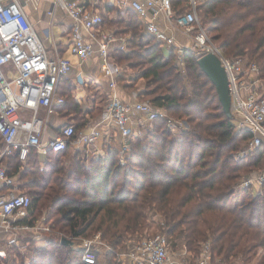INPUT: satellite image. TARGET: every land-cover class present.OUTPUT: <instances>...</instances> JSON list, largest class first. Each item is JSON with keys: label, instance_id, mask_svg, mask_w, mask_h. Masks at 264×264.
Segmentation results:
<instances>
[{"label": "trees", "instance_id": "obj_1", "mask_svg": "<svg viewBox=\"0 0 264 264\" xmlns=\"http://www.w3.org/2000/svg\"><path fill=\"white\" fill-rule=\"evenodd\" d=\"M188 1L173 0L176 18ZM116 16L124 31L114 35L126 37V49L118 47L112 53L122 68L119 84L123 68L135 70L126 89L146 80L154 88L140 91L139 98H150L167 119L158 115L152 121L147 143L131 139L124 165L116 150L92 157L88 164L76 155L69 168L62 161L64 153L49 152L44 166L35 148L28 167L16 154L7 157L8 175L19 174L28 181V224L33 226L44 209L72 240L100 234L110 250L106 257L113 259L107 264H120L116 255L144 239L156 223L174 250L186 248L197 256L202 244L210 243L214 260L221 264H250L259 252L257 264H264V186L261 194L238 187L244 173L264 168V146L247 160H236L235 152L251 133L237 131L233 117L224 113L216 87L198 64L201 56L186 49L179 59L175 48L145 33L135 12ZM198 16L226 56L256 63L264 79V0H201ZM67 80L59 86L65 104L56 109L72 115L79 131L89 118L74 101ZM176 118L189 125L179 135L170 125ZM61 239L52 234L31 264H82L83 251L64 246Z\"/></svg>", "mask_w": 264, "mask_h": 264}, {"label": "built area", "instance_id": "obj_2", "mask_svg": "<svg viewBox=\"0 0 264 264\" xmlns=\"http://www.w3.org/2000/svg\"><path fill=\"white\" fill-rule=\"evenodd\" d=\"M57 3L73 21L69 53L80 63L98 57L100 73L108 82L110 95L98 122L80 131H76L72 124L65 125L46 141L56 107L65 104L59 86L71 74L73 63L59 51L49 52L20 0H0V140L4 143L3 150L0 148V264H19L20 258L26 256L31 240L52 232L50 225L46 224V215L33 226L28 224L32 200L21 189L15 175H8L7 157L16 154L26 163L33 148L45 154H63L68 149L90 151L103 138L102 126L107 124L112 125L118 135L119 163L124 165L134 135V121L142 125L143 122H152L158 115L164 116L163 111L150 102L129 104L118 94L122 68L112 57L113 45L120 42V48L125 50L126 38L107 31L104 17L84 4L74 0H57ZM127 3H119L121 12H135L145 33L162 45L175 48L179 59L186 49L201 57L214 54L219 58L228 78L233 121L239 131L251 133L248 146L236 155V159L247 160L263 147L264 79L260 68L247 60L229 58L213 43L199 21L201 0H189L185 12L177 18L173 0H133L129 5ZM176 33L186 35L192 42L191 47L179 45ZM77 80L82 85L83 78ZM137 114L145 119L134 120ZM238 185L261 194L264 168L244 176ZM25 239L28 240L27 247ZM47 244L48 241L44 240V245ZM84 245L82 264H98L97 253L91 250L95 243L85 241ZM37 250L40 251L35 246L29 252L31 256L25 257L24 264H31ZM213 259L210 243L202 244L200 253L195 256L186 248L173 250L165 235L146 237L118 253L120 264H213Z\"/></svg>", "mask_w": 264, "mask_h": 264}, {"label": "crops", "instance_id": "obj_3", "mask_svg": "<svg viewBox=\"0 0 264 264\" xmlns=\"http://www.w3.org/2000/svg\"><path fill=\"white\" fill-rule=\"evenodd\" d=\"M74 1H78L84 4L91 11L99 13L105 18V16L107 15L116 16V13L122 11L121 10L122 6L119 5L120 2L127 1L128 2L127 5H129L130 1L133 0H74ZM20 3L24 6L26 14L28 15L31 23L36 28L40 38L43 40L49 52L53 53L55 51H59L60 55L66 56L73 63L72 72L67 78L68 79L67 81L73 88L72 97L74 101L80 107H82V105L83 106L87 105L86 103L87 98L91 96V99L93 100V104H92L93 109L87 114V117L89 118L87 126L95 122H98L101 118L102 113L106 108L107 100L109 99V95H110V88L108 86V82L106 81V79L102 77L100 73V68H99L100 61L98 57H96L92 61L86 63H80L79 59H77L75 56H72L69 53L68 47L70 44V32L73 27V21L59 7L57 0H20ZM126 8L128 9V7ZM175 36L179 45H182L187 48L191 47L192 42L186 35L181 33H176ZM118 47H121L120 42H116L113 45L114 50ZM78 77L83 78V80H81L83 81L82 85L78 83L77 80ZM118 94L124 102L129 104H135L136 102L140 101L137 92L131 91L126 88L120 87L118 90ZM96 113L99 114L95 115ZM135 117L136 118L134 120L145 119L142 115L139 114H137ZM68 119L69 120L72 119V115L59 114L57 109H55L54 115L51 117V122H50L51 125L47 130L45 140L48 141L49 138L55 136L56 133H59L60 128L65 126V124L63 126H60L61 123L59 124V122ZM134 125H136V121H134ZM86 127L82 129H86ZM102 130L104 133L103 138L99 140V142L95 147H91L90 151L64 153L67 155V157L68 155H70L71 157L69 159L70 162L71 160H73V158L76 155H80L84 163L88 164L89 160L92 157L98 158V157H106L107 155H109L112 152L111 147L115 148L118 153L119 138L112 125L104 124L102 126ZM37 154L41 165L44 166L48 159L49 153L45 154V153H39L37 151ZM27 161L25 163V167H28ZM15 177L17 178L18 184L20 185L21 189H23L24 187L23 190L26 191L25 186L28 183V181L21 180L19 174L15 175ZM0 190L2 189L0 188ZM46 224H47V220H46ZM44 234H42L41 237L35 239L34 241L30 239L32 243H34L35 246L40 249V251L44 250L48 245V244L46 246L44 245V240L47 241L48 240L47 236L49 235L45 237ZM76 250L79 249L77 248ZM218 261L219 260L217 259L215 260L213 259V264H221ZM253 264H256V262H254Z\"/></svg>", "mask_w": 264, "mask_h": 264}, {"label": "rangeland", "instance_id": "obj_4", "mask_svg": "<svg viewBox=\"0 0 264 264\" xmlns=\"http://www.w3.org/2000/svg\"><path fill=\"white\" fill-rule=\"evenodd\" d=\"M119 20L120 19L117 16H113V15L112 16H109V15L105 16V21H106L105 29L107 31H109L110 33H113V34H116L117 31H120V32L124 31V26L119 23ZM123 37H125V36L123 35ZM175 63L179 64L178 61L175 62ZM175 63L173 62V65H176ZM135 72H136L135 70L133 71V70H129V69H124L123 68L124 76L121 78V83L119 84V86L122 87V88H127L126 85H128V83H129L128 81L130 80V77ZM153 88L154 87L152 85L149 86V84H148V82L146 80L140 79V80L134 82L133 85L131 84L129 89L131 91L140 93V91H144L146 89H153ZM139 100L143 101V102H149L150 98H147V97H142L141 98L140 97ZM86 103H87V105H85V106L82 105L81 108H83L84 113L86 112L88 114L93 109V105H92L93 104V100L91 99V96L87 98ZM65 113H67V111H61V112L59 111V114L64 115ZM98 114L99 113H96L95 115H98ZM162 117L167 119V115L165 113H164V116H162ZM140 121L141 120L139 119L138 122H140ZM67 123H70V124H72L74 126L76 124V123L74 124V122L71 119L70 120L69 119L68 120H63V121L59 122L60 126H63L64 124L66 125ZM152 123L153 122H143L142 125H140V123H139V125L136 124V126L134 128V135H133L134 142L137 141V140H141L143 143H147L146 138L148 137V133H149L148 131L152 130V128H153ZM170 125L172 126L173 132L175 134H178V135L180 133L179 132L180 129H189V125H188L187 121L184 120V119L176 118L174 121H170ZM234 125H235V123H234ZM235 127H236V125H235ZM236 130L239 131L237 128H236ZM0 144H1V142H0ZM240 145H241L240 150L238 152H235V154L237 153L236 155H238V153L241 152L243 149H246V147L248 146V141H246V142L242 141L240 143ZM2 150H3V148H2ZM111 150H116V149L111 147ZM67 152L71 153V152H74V151L72 149H68ZM116 152H117V150H116ZM70 158H71L70 155H68V157L66 155L65 158H63V160H62V161H65L64 164L68 168L70 167V164L72 163V160H71V162L69 160ZM236 160H246V159H236ZM254 172H255V170L251 171V172L244 173V176L250 175L251 173L253 174ZM58 176L59 175H55L54 177H58ZM51 186H55V185L51 184L50 187ZM23 189H24V187H23ZM40 213H41L40 214L41 216L38 215V219L36 221L41 220L44 215H46L47 219L49 218V214H48V212L46 210L43 209V211H41ZM159 219L160 218L157 217L156 221L158 222ZM48 220H49V222H47V225L49 224L52 227L51 234L49 236H47L48 240L50 239L52 234L53 235L55 234L56 236H59V237H62V238L65 237V238L73 241V245L71 247H73L74 249L78 248V249H80V251H83V253H84V250L86 248L85 245H84L85 241L86 242H90L91 241V242L95 243L94 247H92L91 250H94L96 253H99V255H100V256H98V254H97V257L99 258V264H107L108 261H110L112 259V258L108 259L106 257V255H105L106 252L109 250V247L107 246V242L102 240V237H101L100 234H93V235H91L89 237H83V238H78V239L72 240V239H70V237H68L66 234H64V232H61L57 227H55L53 220H51V219H48ZM97 235H99V237H97ZM155 235H165V233L158 227L157 223L156 224H152L150 229L146 232L145 236L146 237H151V236H155ZM145 236L143 238H146ZM27 241H28L27 239L24 240V244L26 245V247L28 245ZM131 243L135 244V243H137V241L136 242H131ZM131 243H129V244H131ZM29 244H31V245H28V252L26 253V258L27 257L29 258L31 256V253H29V252H31L35 248V244L34 243L30 242ZM171 248L174 250V248L172 246H171ZM179 249H181V248H178V249L176 248L175 250H179ZM79 253H80V255L83 254L82 252H79ZM259 254H260V252H259ZM116 257H117V261H118V254L116 255ZM261 257L262 256L260 254L259 256H257L255 258L256 260L254 259V261H252L250 264H253L254 262H256V264H257ZM23 262H25V258H22V259L19 260V263H23Z\"/></svg>", "mask_w": 264, "mask_h": 264}, {"label": "water", "instance_id": "obj_5", "mask_svg": "<svg viewBox=\"0 0 264 264\" xmlns=\"http://www.w3.org/2000/svg\"><path fill=\"white\" fill-rule=\"evenodd\" d=\"M198 64L205 75L216 87L219 101L223 107V111L226 116L231 119L233 115L231 111L232 104L229 91V83L226 71L221 65V61L216 55L207 54L199 59ZM61 241L62 244L66 247H71L73 245V241L65 237H63Z\"/></svg>", "mask_w": 264, "mask_h": 264}]
</instances>
